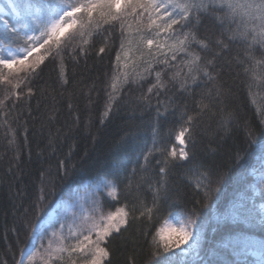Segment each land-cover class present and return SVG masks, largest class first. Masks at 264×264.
I'll use <instances>...</instances> for the list:
<instances>
[{
  "label": "trees",
  "instance_id": "1",
  "mask_svg": "<svg viewBox=\"0 0 264 264\" xmlns=\"http://www.w3.org/2000/svg\"><path fill=\"white\" fill-rule=\"evenodd\" d=\"M7 3L8 0H0V7L11 16ZM128 23L135 27L134 21ZM198 36L224 39L229 49L217 60V81H201L191 94L170 85L167 93L159 97L152 95L149 102H145L142 98L147 94L154 73L140 80L130 67L127 69L129 80L119 87L113 112L101 123L107 99L106 85L114 73L121 42L117 28L111 34L94 36L84 54L66 55L64 78L60 76L58 62L46 60L41 65L42 71L27 85L32 88V95H22L19 100L13 96L5 102V107L0 108V264H16L20 259V249L31 234L26 222L37 227L57 201L71 200L75 192L83 190L90 181L104 178L116 182L117 199L100 194L105 211H114L125 204L130 209H139L142 204L151 206L153 192L149 184L159 178L160 165L156 160L162 158L151 157L146 170L141 165L144 163L142 153L152 146L153 128L159 127L156 137L159 142L169 148L175 145L179 151L182 146L171 133L179 128L183 113L196 114L200 93L216 87L221 88L214 108L217 114L201 115L192 142L184 146L192 157L191 162L178 161L175 166L170 165L168 204L152 222L144 218L129 219L127 230L122 228L111 241V264H155L158 258L151 255V240L156 227L163 224L169 212L187 218L193 207L199 210L194 217L199 225V245L187 254L177 249L172 256L175 264L255 261L248 253L251 248L246 250L245 245L251 239L264 241V223L258 219L253 200V169L260 160L258 155L245 156L244 152L247 129L254 130L257 137H264V90L253 89L254 95L249 94L248 78L235 59L245 54L242 42L228 41L227 34L221 36L219 24L211 17L202 20ZM130 38L126 32V46ZM100 47H105V52L100 53ZM193 47L199 51L195 45ZM129 55L135 60L138 53ZM253 55L261 58L258 46ZM141 68L142 65L136 67V71ZM155 68L161 70L163 65L155 64ZM5 91L10 92L11 87L0 84V98ZM169 100L172 103L167 114L158 120V101L168 104ZM221 108L231 113L226 128L221 122ZM237 152L243 157L240 163L236 162ZM61 161L69 168L75 165L70 180L61 179ZM230 167L232 170L214 201L205 202L203 193L196 188L202 179L200 173L208 170L215 180L217 174ZM50 181L55 182V195L47 196L40 209L34 210L40 188ZM241 211L248 216L247 220L239 215ZM225 240H231L233 247L225 248ZM254 249L260 251L257 245Z\"/></svg>",
  "mask_w": 264,
  "mask_h": 264
},
{
  "label": "snow or ice",
  "instance_id": "2",
  "mask_svg": "<svg viewBox=\"0 0 264 264\" xmlns=\"http://www.w3.org/2000/svg\"><path fill=\"white\" fill-rule=\"evenodd\" d=\"M6 6L10 8L11 16L0 7V84L9 85L11 91H5L0 98V108L5 107V102L13 96L19 100L22 95H32V88L27 85L42 71L41 65L46 60L58 62L60 76L64 78L66 55L84 54L94 36L111 34L117 28L120 29L121 42L115 56L114 73L106 85L107 99L101 123L113 112L118 101V89L129 80L127 69L130 67L132 74L140 80H146L154 73L147 94L142 98L145 102H149L152 95L159 97L167 93L170 85L178 86L182 93L191 94L201 81H217V60L229 49L224 39L198 36L199 27L206 17L219 24L221 36L227 34L228 41L242 42L245 54L235 59L248 78L249 94L254 95L253 89L264 90V0H8ZM129 20L134 21L135 27L128 23ZM126 32L132 37L127 40V46L124 39ZM104 44L107 45V37ZM194 45L199 51L194 50ZM257 46L261 50L259 59L253 55ZM105 50V47H100L99 52ZM130 52L138 53L135 60L131 59ZM155 64H161L163 68L156 70ZM140 65L141 70L136 71ZM64 83H67L66 79ZM220 94V87L201 92L196 101V114H182V123L171 133L179 145L192 142L201 115L217 114L214 108ZM171 103V100L168 104L158 101V120L167 114ZM219 114L226 128L231 113L221 108ZM158 133L159 127L156 126L153 128L152 146L142 153L144 163L141 168L145 170L151 157L158 155L162 158L156 160L160 165L159 178L149 184L153 192L151 206L142 204L139 209H130L125 204L114 211H105L100 194L117 199L118 186L114 180L101 178L96 184L91 206L79 213L71 212L70 217L59 222V228L51 233L45 229L37 234L36 227L26 222L25 226L31 228V234L28 242L21 247L16 264H35L37 260L41 264H111L110 244L114 235L120 234L122 228L127 230L130 218H144L152 222L170 199L167 184L170 165L175 166L178 161L191 162L192 157L184 147L177 151L175 145L170 148L164 146L156 138ZM246 144L244 155H258L261 170L264 171V137H257L255 131L249 128ZM236 157L237 163L243 159L239 152ZM74 170L75 165L69 168L63 161L60 162L61 179L70 180ZM231 170L230 167L217 174L215 180L208 170L200 173L202 179L197 182L196 188L203 193L205 202L214 201L215 194L221 190ZM132 171L135 174V169ZM259 190L264 195V178L260 180ZM52 195H55L54 181L40 188L33 209L38 211L47 196ZM196 204L199 205L200 201L197 200ZM137 211L138 216L135 215ZM198 214V207H193L187 218L182 215L177 218L172 212L168 213V218L156 227L152 235L151 255L158 258L155 264H175L172 256L176 255L177 249L187 254L199 245V225L194 218ZM239 215L248 219L242 211ZM258 215L264 223V207ZM45 239L46 245L43 243ZM36 240L41 241L39 248L35 246ZM223 244L225 248L233 247L231 240H225ZM249 248L254 249L255 245L246 244L245 249ZM259 249L257 261H244L243 264H264V241L260 242ZM251 254L256 253L253 250ZM207 264L229 262L208 260ZM231 264L237 262L232 261Z\"/></svg>",
  "mask_w": 264,
  "mask_h": 264
},
{
  "label": "rangeland",
  "instance_id": "3",
  "mask_svg": "<svg viewBox=\"0 0 264 264\" xmlns=\"http://www.w3.org/2000/svg\"><path fill=\"white\" fill-rule=\"evenodd\" d=\"M182 146V145H181ZM185 146V145H184ZM182 146V147H184ZM253 175L255 177L254 180V203L256 207V211L259 213V210L264 207V195L261 194L260 192V180L264 178V171L261 170V163L259 162L258 165H256L253 169ZM99 182V180L96 181H90L87 183L84 187L83 190L81 191H76L74 194V197L71 200H59L56 202L54 205L53 209L49 212L48 216L46 219L40 223L39 226L36 227L37 229V234L40 232L44 231L45 229L47 230V233H51L54 229L59 228V222H61L65 217H70L71 212L75 211L79 213L83 209H87L91 206V201L93 200L94 196L93 193L96 190V184ZM177 218H180L177 216ZM259 221L260 218L258 217ZM171 222V221H170ZM58 223V226H54V224ZM51 225V226H49ZM198 234V231H197ZM45 241V242H44ZM43 243L46 245L47 240L45 239ZM35 246L37 248L40 247L41 241L36 240L34 241ZM191 243V242H190ZM247 243H251L254 245L259 246L260 242L256 239H251L248 240ZM187 247V246H183ZM195 248L190 249L188 252H191ZM179 250V249H178ZM255 251V255H252L251 252ZM41 251H43L41 249ZM180 251V250H179ZM250 255L255 259V261L258 260L260 251L256 249H251L249 250ZM35 264H41V261L37 260Z\"/></svg>",
  "mask_w": 264,
  "mask_h": 264
}]
</instances>
